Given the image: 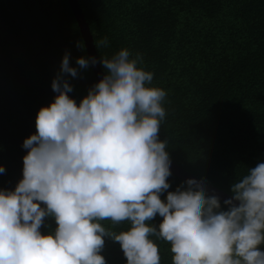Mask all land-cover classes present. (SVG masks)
Returning a JSON list of instances; mask_svg holds the SVG:
<instances>
[{"label": "clouds", "instance_id": "obj_1", "mask_svg": "<svg viewBox=\"0 0 264 264\" xmlns=\"http://www.w3.org/2000/svg\"><path fill=\"white\" fill-rule=\"evenodd\" d=\"M97 62L104 72L77 102L68 76ZM142 64L127 48L76 57L75 66L61 56L55 95L21 144V177L0 188V264H106L104 238L119 244L125 264H160L153 237L168 243L171 264H264V161L236 177L223 201L206 180L168 191L170 157L159 138L166 92ZM45 218L55 226L42 232ZM105 219L129 226L108 230Z\"/></svg>", "mask_w": 264, "mask_h": 264}, {"label": "trees", "instance_id": "obj_2", "mask_svg": "<svg viewBox=\"0 0 264 264\" xmlns=\"http://www.w3.org/2000/svg\"><path fill=\"white\" fill-rule=\"evenodd\" d=\"M77 2L97 58L121 48L139 53L151 85L165 90L159 138L170 160L230 195L235 178L264 161V0ZM80 36L68 0H0V188L11 190L21 177V144L35 131L38 108L55 95L50 81L61 56L67 51L72 66L88 57ZM105 37L107 46L96 48ZM96 81L91 65L78 70L68 76V95L78 102ZM170 173L168 191L183 181ZM100 223L116 232L129 226ZM54 226L45 218L41 231ZM152 239L160 264H171L168 243ZM104 241L106 264H125L119 244Z\"/></svg>", "mask_w": 264, "mask_h": 264}, {"label": "water", "instance_id": "obj_3", "mask_svg": "<svg viewBox=\"0 0 264 264\" xmlns=\"http://www.w3.org/2000/svg\"><path fill=\"white\" fill-rule=\"evenodd\" d=\"M70 8L72 10V13L74 15V18L77 22L78 28H79V32H80V38H82L83 40V44L87 53V56H94L97 57L96 55V51L94 49V45H93V40L91 38V34L89 31V27L88 24L86 23V20L84 18V15L81 11V8L78 5L77 0H68ZM98 59V58H97ZM91 69L96 77V80H99L103 74L99 62H97L96 65H91ZM170 171L177 175L179 178H181L182 180H185L186 178H192L195 179L197 182L203 181L201 179H199L198 177L194 176L192 173H189L183 169H181L180 166L176 165L175 163H173L170 160ZM207 191L209 192V194H216L221 201H223L225 198H228L230 195L227 194L226 192L210 185L207 183Z\"/></svg>", "mask_w": 264, "mask_h": 264}]
</instances>
